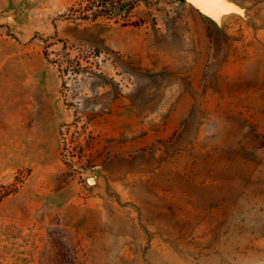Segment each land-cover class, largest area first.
<instances>
[{
  "label": "rangeland",
  "instance_id": "1",
  "mask_svg": "<svg viewBox=\"0 0 264 264\" xmlns=\"http://www.w3.org/2000/svg\"><path fill=\"white\" fill-rule=\"evenodd\" d=\"M97 1L0 0V264H264V0Z\"/></svg>",
  "mask_w": 264,
  "mask_h": 264
},
{
  "label": "trees",
  "instance_id": "2",
  "mask_svg": "<svg viewBox=\"0 0 264 264\" xmlns=\"http://www.w3.org/2000/svg\"><path fill=\"white\" fill-rule=\"evenodd\" d=\"M97 11L98 13L102 12V11H106V12H110L113 4H111V2L109 0H98L97 1ZM108 4V5H107ZM78 10L80 12V15H82V18H90L91 17V12H92V4L90 2V0H87L86 2H84L83 0H80L79 4H78ZM97 13H94V18H96Z\"/></svg>",
  "mask_w": 264,
  "mask_h": 264
}]
</instances>
